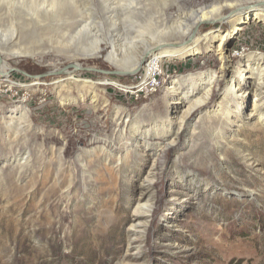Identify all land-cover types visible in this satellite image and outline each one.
<instances>
[{
    "label": "rangeland",
    "instance_id": "rangeland-1",
    "mask_svg": "<svg viewBox=\"0 0 264 264\" xmlns=\"http://www.w3.org/2000/svg\"><path fill=\"white\" fill-rule=\"evenodd\" d=\"M255 2L0 0V264H264L257 71L238 80L251 92L224 95L239 65L264 69V21L242 23ZM200 10L217 20L191 26ZM167 48L192 52L165 58L157 93L131 100L111 85L132 78L110 72Z\"/></svg>",
    "mask_w": 264,
    "mask_h": 264
},
{
    "label": "bare ground",
    "instance_id": "bare-ground-1",
    "mask_svg": "<svg viewBox=\"0 0 264 264\" xmlns=\"http://www.w3.org/2000/svg\"><path fill=\"white\" fill-rule=\"evenodd\" d=\"M255 6L257 8H255L254 10H252L250 13H245L242 17V20L243 19H250V16L253 15L255 18L257 19H262L264 21V8H258V5L259 4H264V0H256L255 2ZM203 10V9H202ZM202 10L194 13L193 17H191V26H195L196 24L198 23H202L203 21H207V20H210L211 19V23H214L217 19L213 18V15H212V12L211 11H208V12H202ZM233 19V18H232ZM233 20H231L232 22ZM241 21V18H239L237 22ZM245 20H243L242 23H244ZM233 24V23H232ZM230 24V27H229V31L227 33H225L224 36H220V41L219 43L216 45L217 47V52L218 54L221 56L222 55V52H223V43L224 41H226L228 38H231L232 35L236 34L238 31L241 30V23L240 25L238 24H235V25H232ZM194 28V27H193ZM171 30V29H170ZM185 30V29H184ZM179 31L180 29H176V30H172L173 34L177 33L179 34ZM182 31V30H181ZM188 31V30H187ZM170 32V31H169ZM168 32V33H169ZM189 32V31H188ZM158 35H160V31L157 32ZM163 33V32H162ZM167 32H164V34H162L160 37L164 36V35H167L168 34ZM171 33V32H170ZM185 34V33H182V35ZM217 35V34H216ZM219 37V35H217ZM100 42L94 44V47L93 48H90V49H84L83 50V56L84 57H88V58H93V57H96V56H99L100 54V51H101V45L99 44ZM188 43V42H187ZM154 44V43H153ZM113 45V44H112ZM181 45V44H180ZM162 47L163 46H159L157 43H155V45H152L151 47ZM178 46V44H177ZM172 47V45H171ZM209 47H212L215 48L213 42H210L209 43ZM112 50L110 53H108L106 59L110 62H114L115 63V57L116 55L114 54V48L113 46H111ZM149 45L148 46H145L143 47L142 46V49L140 51H142L141 55H144V54H148L149 53ZM210 50V48H209ZM197 51V50H196ZM182 49L181 50H178V51H175L174 48H167V49H163L162 51L159 52V54H151L149 58H154V61L156 63H162V61L166 59H174V58H180L181 56L183 55H186L190 52H192L189 48L183 53V54H179V53H182ZM199 52V51H198ZM26 55L28 56H32L34 55L33 53H28V52H24ZM139 54V53H138ZM163 54V56H162ZM12 56H15V55H12ZM146 56V55H145ZM142 59V58H141ZM143 60V59H142ZM140 59L137 60V62L135 63L134 67L128 71V73H131L129 75H132L134 73H137L141 67H139L140 65V62L142 61ZM262 63V62H261ZM259 64V63H258ZM120 67L126 69L123 65H121ZM243 66L239 65L235 71L232 72L229 80H228V85L224 91V95H233L235 96V93L240 90L241 91V94H244V93H249V90L251 89V86H253V81L250 82L249 84L248 83H245L244 85V88H241V86L239 85L238 83V80H243L245 78L244 76V73H250L251 75H254V72L257 71L258 75L260 76V82L258 83V90H263V92L261 91L260 93H258V91H256L257 95L258 96H261V95H264V69H261V71L259 70H256V69H253L251 68V66L249 64L245 65L244 68H241ZM139 68L138 71H136L137 69ZM8 69H10V66L9 65H3L0 67V73H7ZM129 69V68H128ZM127 69V70H128ZM136 71V72H135ZM256 73V74H257ZM216 74L212 75V77L207 81V86L204 90V92L202 93V99L199 100V101H194L192 102L191 104V110H194V108H196L198 105H201V104H205L208 100H209V97H210V94H211V90H212V86L215 84L216 82ZM178 80L176 81H173L172 85L168 88V91H167V94H170L172 92L173 89L176 88V86L178 85ZM257 90V89H256ZM251 92V90H250ZM185 100L188 99L187 97H185V95L183 94ZM259 100V99H258ZM190 112V111H189ZM185 122V119L183 118L181 121H180V128L183 126ZM180 130V129H179ZM26 163V162H25Z\"/></svg>",
    "mask_w": 264,
    "mask_h": 264
},
{
    "label": "built area",
    "instance_id": "built-area-1",
    "mask_svg": "<svg viewBox=\"0 0 264 264\" xmlns=\"http://www.w3.org/2000/svg\"><path fill=\"white\" fill-rule=\"evenodd\" d=\"M234 55L239 56L237 52ZM167 62L170 61L156 63L154 58L151 57L147 59L137 73L131 75L132 81L130 84L113 83L111 85H114L131 100H138L140 97L148 98L167 85L170 79L165 70Z\"/></svg>",
    "mask_w": 264,
    "mask_h": 264
},
{
    "label": "water",
    "instance_id": "water-1",
    "mask_svg": "<svg viewBox=\"0 0 264 264\" xmlns=\"http://www.w3.org/2000/svg\"><path fill=\"white\" fill-rule=\"evenodd\" d=\"M148 57H149V55H147V56H145L144 58H143V60L141 61V63H140V66H142L146 61H147V59H148ZM139 66V67H140ZM67 68H74V69H76V70H80V71H83V72H94V71H96L95 69H92V68H79V67H77L76 65H69V66H67L66 67V69ZM139 70V68L136 70V71H138ZM135 71V72H136ZM61 72H63V71H61ZM110 74L111 75H114V76H120V75H129V74H131V73H128L127 71H123V70H117V71H112V72H110Z\"/></svg>",
    "mask_w": 264,
    "mask_h": 264
}]
</instances>
